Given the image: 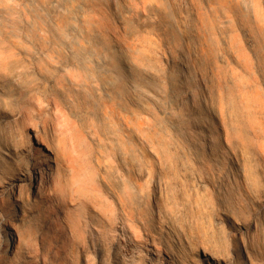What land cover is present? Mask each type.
<instances>
[{"label": "rangeland", "instance_id": "obj_1", "mask_svg": "<svg viewBox=\"0 0 264 264\" xmlns=\"http://www.w3.org/2000/svg\"><path fill=\"white\" fill-rule=\"evenodd\" d=\"M46 1L39 0L34 6L28 32L32 37L50 36L40 31L48 13L42 6ZM9 2L18 12L24 9L23 2ZM108 3L109 0H97L83 12L85 25L70 34L63 27L71 21L72 0H59V5L50 7L51 27L60 26L58 37L73 43V50L60 46L51 31V65L41 61L53 76L46 89L51 90V97L63 90L76 94L77 102L71 109L84 118L80 151L60 132L54 141L66 172L64 179L53 186L55 204L77 223L75 229L65 227L61 234H35L30 240L31 250L38 255L46 248L49 253L41 261L50 264H146L149 259L153 264H172L162 249L135 239L132 224L123 218L127 215L118 202L120 198L105 183L109 173L118 172L123 177V194L136 198L139 189H149L150 178L145 174L156 172L160 153L164 150L169 158L170 153L176 155L171 144L184 149L181 154L193 166L186 150L188 141L153 100L154 90L146 88L143 95L134 96L126 87L128 79L124 73L114 83L92 69V60L97 58L96 53L109 59L123 56L134 65L132 78L146 82L149 79L145 69L163 74L170 67V58L185 50L191 74L196 76L201 71L210 79L212 92L214 87L217 96L222 94L227 100L235 148L247 152L257 186L256 192L248 194L231 181L228 198L231 204L237 201L252 213L258 204L255 201L264 192V0H117V8L112 10ZM18 32V40L31 49L32 43L25 39L24 32ZM188 32L194 33L193 38L189 39ZM219 55L224 57L223 63L216 58ZM56 57L63 61L60 66L65 70L54 62ZM70 60L80 69L78 73L69 69ZM75 73L87 75L84 88L78 93L70 86L71 81L81 80L72 78ZM40 104L37 105L46 110L39 116L41 122L52 128L55 121L59 129H64V117L55 107L46 102ZM129 120L131 127L127 125ZM25 129L26 135L36 142L39 129ZM104 136L113 141H106ZM63 150L69 157L64 156ZM169 164L174 171L175 166ZM221 164L226 167L225 158ZM162 178L168 181L163 174ZM172 199L177 202V198ZM104 218L115 222L106 226ZM246 218L251 217L248 214ZM253 243L256 264H264V241L256 235Z\"/></svg>", "mask_w": 264, "mask_h": 264}, {"label": "bare ground", "instance_id": "obj_2", "mask_svg": "<svg viewBox=\"0 0 264 264\" xmlns=\"http://www.w3.org/2000/svg\"><path fill=\"white\" fill-rule=\"evenodd\" d=\"M13 1L23 2L24 9L18 12L9 0H0V264H50L41 261L49 251L43 248L35 255L30 240L37 233L51 236L55 231L61 234L65 227L76 226L77 222L68 219L55 204L53 186L64 177L65 170L54 141L60 132L80 151L84 118L71 109L77 102L76 94L69 95L63 90L51 97V90L46 89L53 76L41 61L51 65V31L60 46L73 50V43L58 37L60 26L51 27L50 7L59 5V0L52 3L47 0L42 5L48 13L40 31L49 37L28 34L32 28L29 19L33 18L34 6L39 0ZM96 1L72 0L71 21L63 27L65 31L69 34L80 31L79 27L86 23L83 12ZM108 6L111 10L117 8V0H109ZM18 31L24 32L25 39L32 43L31 49L18 40ZM193 34L188 32L189 39ZM116 46L120 48L119 44ZM184 51L181 49L170 58V67L163 74L145 69L149 79L146 82L132 78L134 65L125 57L113 56L110 61L103 53H96L92 69L101 77L116 83L124 73L128 79L126 87L134 96L143 95L146 88L154 90L153 100L173 119L174 128L180 129L188 141L186 150L193 163L192 166L181 154L184 149L171 144L176 155L170 153L169 158L163 150L156 157V172L145 174L150 178L149 189H139L136 198L123 194V177L118 172L109 173L105 185L120 198L118 202L127 215L123 218L132 224L135 239L162 249L172 264H256L253 242L256 235L264 241V192L260 200H254L258 204L252 213L236 199H233L236 204H231L228 198L232 193L231 181L245 193L257 191L249 158L246 151L235 148L226 98L219 93L217 96L214 87L212 92L210 79L201 71L196 72L197 78L191 74ZM216 58L224 62L223 56ZM54 62L65 70L60 66L63 61L56 57ZM68 65L70 70L79 72L73 60ZM79 77L78 83L70 82L75 93L83 90L87 80V75L81 73H75L72 78ZM163 87H166L164 92ZM44 102L52 104L64 117V129H59L53 120L52 128L47 122H41L39 116L46 110L37 104ZM130 123L127 121L128 126ZM29 126L39 129L36 142L26 135L25 128ZM104 138L110 143L113 141L112 137ZM63 153L69 157L66 150ZM224 158L226 167L220 165ZM169 163L175 166L174 171L170 170ZM162 174L168 181L163 180ZM172 198H177V202ZM104 220L106 226L115 222L113 218ZM146 264L153 262L149 259Z\"/></svg>", "mask_w": 264, "mask_h": 264}]
</instances>
